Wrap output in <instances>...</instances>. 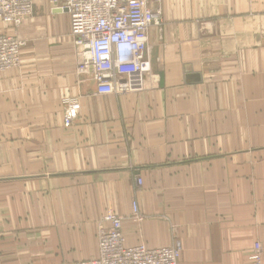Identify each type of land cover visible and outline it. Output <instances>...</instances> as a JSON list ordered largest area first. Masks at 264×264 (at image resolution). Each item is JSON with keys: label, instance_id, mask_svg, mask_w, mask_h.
I'll use <instances>...</instances> for the list:
<instances>
[{"label": "crops", "instance_id": "0c3cea01", "mask_svg": "<svg viewBox=\"0 0 264 264\" xmlns=\"http://www.w3.org/2000/svg\"><path fill=\"white\" fill-rule=\"evenodd\" d=\"M149 1L164 25L141 92L100 95L78 73L64 0L0 22L26 43L0 74V264L96 258L108 210L128 246L203 240L198 262L227 263L259 243L264 264V0ZM66 98L81 104L69 128Z\"/></svg>", "mask_w": 264, "mask_h": 264}, {"label": "built area", "instance_id": "2783aa9c", "mask_svg": "<svg viewBox=\"0 0 264 264\" xmlns=\"http://www.w3.org/2000/svg\"><path fill=\"white\" fill-rule=\"evenodd\" d=\"M149 0H64L77 70L91 78L97 93L141 92L151 72L149 35L152 28H163L161 4L151 7ZM33 15V0H0V22L18 29ZM25 41L16 34H0V74L17 69L22 63ZM78 98L64 100L63 124L69 128L78 118ZM137 184H142L137 178ZM131 217L143 222L146 216L136 200ZM123 218L108 210L98 227V256L77 264H180L182 246L149 248L140 243L128 246ZM176 234L175 228L172 229ZM253 260L261 263V245L256 243Z\"/></svg>", "mask_w": 264, "mask_h": 264}, {"label": "rangeland", "instance_id": "374dc122", "mask_svg": "<svg viewBox=\"0 0 264 264\" xmlns=\"http://www.w3.org/2000/svg\"><path fill=\"white\" fill-rule=\"evenodd\" d=\"M198 242V243H202L203 240H196L194 239L192 241V245L188 246V248L185 249V251L182 249V260L180 261V264H258L256 263V261L253 260V258L256 255H259V253H257V249H256V243L253 244L251 247H247L245 248V250H243V248H236L235 252L238 254H236L237 257H233V260L231 258V248H223V247H216L214 249V253L216 255L219 256H223L224 258H229L230 261H228L227 263H216V262H198L197 258H198V254L200 256H202L205 253V250H208V248L206 249V247H203L201 245H197L195 246L194 244ZM211 250V249H210ZM241 250V251H240ZM198 251V252H197ZM245 251V253H244ZM239 252V253H238ZM260 257H262V253L260 254ZM261 264V263H260Z\"/></svg>", "mask_w": 264, "mask_h": 264}, {"label": "water", "instance_id": "95a60500", "mask_svg": "<svg viewBox=\"0 0 264 264\" xmlns=\"http://www.w3.org/2000/svg\"><path fill=\"white\" fill-rule=\"evenodd\" d=\"M62 12H67V10H62Z\"/></svg>", "mask_w": 264, "mask_h": 264}]
</instances>
